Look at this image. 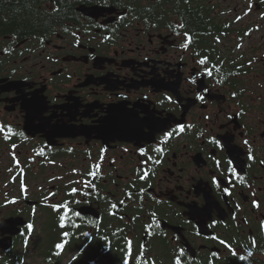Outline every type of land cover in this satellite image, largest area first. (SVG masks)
<instances>
[{
	"label": "flooded vegetation",
	"instance_id": "af4514ba",
	"mask_svg": "<svg viewBox=\"0 0 264 264\" xmlns=\"http://www.w3.org/2000/svg\"><path fill=\"white\" fill-rule=\"evenodd\" d=\"M71 1L0 35V218L27 223L0 260L264 264V3Z\"/></svg>",
	"mask_w": 264,
	"mask_h": 264
},
{
	"label": "trees",
	"instance_id": "16d2710c",
	"mask_svg": "<svg viewBox=\"0 0 264 264\" xmlns=\"http://www.w3.org/2000/svg\"><path fill=\"white\" fill-rule=\"evenodd\" d=\"M48 1L50 0H0V35L11 33L15 28L20 30V39L35 38L39 42H44L55 31V26L65 25L74 19L70 10V5L74 2L52 0L56 7L49 9L45 5ZM7 17L12 18L10 22L14 25L6 22ZM20 255L16 252L6 263L4 261L2 263L22 264Z\"/></svg>",
	"mask_w": 264,
	"mask_h": 264
},
{
	"label": "rangeland",
	"instance_id": "374dc122",
	"mask_svg": "<svg viewBox=\"0 0 264 264\" xmlns=\"http://www.w3.org/2000/svg\"><path fill=\"white\" fill-rule=\"evenodd\" d=\"M250 0H232L231 2H229V4L227 3V6H230L231 8H229V10H233L234 9V7H236V4L239 2V3H245V6H243V8L242 9H240L239 10V12H240V14L241 13H243V12H245L246 11V5H248V2H249ZM259 1H261V2H263L264 3V0H259ZM234 17V16H233ZM257 17H260V11H257V10H255V9H252L251 10V12L249 13V15H247L246 16V18H245V20L243 21V22H245V23H248V24H250V23H257ZM263 20V19H262ZM258 36H253L252 37V39L254 38V39H256ZM252 39H250V43H252ZM74 41V37H71V36H64V38H62V39H56L55 40V43L56 44H66V43H71V42H73ZM29 66V64H25V67H28ZM249 67H252V65H250ZM10 157L8 156V159L6 160V167L8 166H10L11 164H10ZM12 176H13V173H12V171L11 170H6V171H4V172H1L0 173V183L1 182H7V181H9L11 178H12ZM0 214H2V212H0ZM4 218V217H3ZM34 240V239H33ZM29 249H31V250H33L34 249V246H33V244H31V246L29 247ZM1 250V249H0ZM16 252L17 253H22L21 252V250H20V248H18L17 247V250H16ZM33 262V259L32 258H27L26 259V264H28V263H32Z\"/></svg>",
	"mask_w": 264,
	"mask_h": 264
},
{
	"label": "snow or ice",
	"instance_id": "6c2138e0",
	"mask_svg": "<svg viewBox=\"0 0 264 264\" xmlns=\"http://www.w3.org/2000/svg\"><path fill=\"white\" fill-rule=\"evenodd\" d=\"M250 10V9H249ZM185 35L186 36H188V33L187 32H185ZM188 39L191 41L192 40V36H188ZM185 48H187L188 47V45L187 44H184L183 45ZM199 63L200 64H206L207 63V60L206 59H201L200 61H199ZM207 75H209V76H212L213 75V70L212 69H207ZM235 95V94H234ZM181 130H183V129H181ZM5 131V126L4 125H0V132H4ZM7 131L8 132H11V129H10V127L7 129ZM22 135V134H21ZM167 135L168 136H171L172 135V133L171 132H169V133H167ZM5 139H8L9 137H8V135H5V137H4ZM142 154H144V155H147V153L146 152H142ZM152 158L149 156L148 157V160H151ZM145 162H147V161H145ZM262 163H264V161H262ZM233 171H234V169H233ZM90 175H95L94 173H90ZM85 186H88L87 185V183L85 184ZM77 190L76 189H73L72 190V192L73 193H75ZM77 203H78V201H77ZM258 206V205H257ZM55 208H57V209H59V208H64L65 209V213H64V215L63 216H61V227H64L65 225H64V221H65V219H68L69 218V213H72V215H75V216H80V212H73L72 211V209L69 207V205L68 204H63V205H57V206H54ZM29 228H32L33 226L32 225H29L28 226ZM73 227H78V225H75V224H73ZM64 235L65 236H67L68 235V233H64ZM221 243H223V241H221ZM56 247H58V248H63L64 247V244L63 243H61V244H58V245H56ZM135 257L133 256V251H132V244H131V241H129V245H128V250H127V252H126V255H125V258H124V261H123V264H135ZM176 264H180V261L179 260H177L176 261Z\"/></svg>",
	"mask_w": 264,
	"mask_h": 264
},
{
	"label": "water",
	"instance_id": "95a60500",
	"mask_svg": "<svg viewBox=\"0 0 264 264\" xmlns=\"http://www.w3.org/2000/svg\"><path fill=\"white\" fill-rule=\"evenodd\" d=\"M19 224L18 220L14 219H0V235H5L7 233H10L11 235H15L17 232L14 231V229ZM8 241H0V248H5L6 250L11 246L12 244V237L7 238Z\"/></svg>",
	"mask_w": 264,
	"mask_h": 264
}]
</instances>
